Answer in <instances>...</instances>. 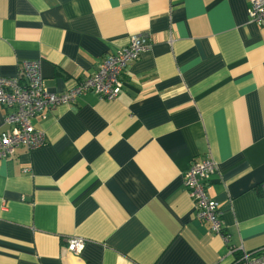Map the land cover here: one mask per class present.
<instances>
[{"label":"crops","instance_id":"1","mask_svg":"<svg viewBox=\"0 0 264 264\" xmlns=\"http://www.w3.org/2000/svg\"><path fill=\"white\" fill-rule=\"evenodd\" d=\"M251 6L0 0V77L41 60L46 87L65 98L0 159V264H235L264 250V24ZM135 34L151 47L119 97L84 90ZM18 110L0 111V131ZM207 155L226 236L196 219L185 185Z\"/></svg>","mask_w":264,"mask_h":264},{"label":"built area","instance_id":"2","mask_svg":"<svg viewBox=\"0 0 264 264\" xmlns=\"http://www.w3.org/2000/svg\"><path fill=\"white\" fill-rule=\"evenodd\" d=\"M250 17L258 25L264 24V0H251ZM151 44L146 35L135 34L127 45L116 54L106 58L98 70L85 79L83 89L93 90L99 97L116 100L122 89L128 66L149 50ZM69 97V96H68ZM65 98L52 92L42 77L41 60H23L19 64V74L15 78L0 77V111L16 105L19 110L9 113L5 123L8 130L0 131V159L10 158L20 146H28L34 135L31 119L45 109L64 103ZM39 141H35L34 145ZM216 170L211 156L193 161L185 174V185L194 201V215L197 220L209 222L212 230L226 236L220 217L219 203L208 194V179ZM264 192V186H263ZM82 238L71 239L68 248L79 253L84 246ZM235 264H264V252L242 254Z\"/></svg>","mask_w":264,"mask_h":264},{"label":"trees","instance_id":"3","mask_svg":"<svg viewBox=\"0 0 264 264\" xmlns=\"http://www.w3.org/2000/svg\"><path fill=\"white\" fill-rule=\"evenodd\" d=\"M135 62V61H134ZM133 63V62H132ZM42 68V67H41ZM261 252H264V250H261V251H258V252H256L255 254H259V253H261ZM239 258V257H238ZM237 258V259H238ZM237 261V260H236Z\"/></svg>","mask_w":264,"mask_h":264}]
</instances>
